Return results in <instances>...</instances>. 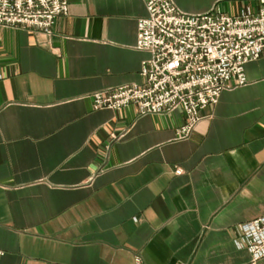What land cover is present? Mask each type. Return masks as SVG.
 <instances>
[{"label":"crops","instance_id":"1","mask_svg":"<svg viewBox=\"0 0 264 264\" xmlns=\"http://www.w3.org/2000/svg\"><path fill=\"white\" fill-rule=\"evenodd\" d=\"M172 2L189 15L264 8ZM145 16L143 0H69L49 36L0 28V264H251L239 228L264 216V53L178 139L180 111L92 106L142 84Z\"/></svg>","mask_w":264,"mask_h":264},{"label":"built area","instance_id":"2","mask_svg":"<svg viewBox=\"0 0 264 264\" xmlns=\"http://www.w3.org/2000/svg\"><path fill=\"white\" fill-rule=\"evenodd\" d=\"M143 1L146 16L137 21L135 44L149 54L141 64L143 82L95 92L92 106L113 111L134 106L139 116L180 111L184 121L176 135L186 139L202 110L215 106L223 92L246 84L245 65L264 53V8L236 17L189 15L172 0ZM68 7L69 0H0V28H29L49 36ZM239 232L256 264L264 258V216Z\"/></svg>","mask_w":264,"mask_h":264}]
</instances>
